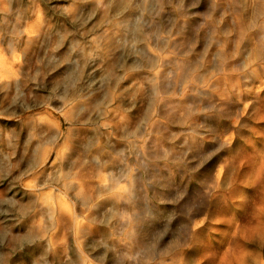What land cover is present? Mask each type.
I'll return each mask as SVG.
<instances>
[{
	"label": "clouds",
	"instance_id": "9594fccd",
	"mask_svg": "<svg viewBox=\"0 0 264 264\" xmlns=\"http://www.w3.org/2000/svg\"><path fill=\"white\" fill-rule=\"evenodd\" d=\"M0 264H264V0H0Z\"/></svg>",
	"mask_w": 264,
	"mask_h": 264
}]
</instances>
